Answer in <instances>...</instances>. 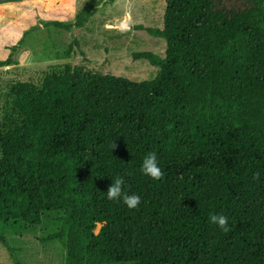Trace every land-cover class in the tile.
Here are the masks:
<instances>
[{
  "label": "trees",
  "instance_id": "16d2710c",
  "mask_svg": "<svg viewBox=\"0 0 264 264\" xmlns=\"http://www.w3.org/2000/svg\"><path fill=\"white\" fill-rule=\"evenodd\" d=\"M165 1L147 28L165 55L132 53L151 78L68 62L0 93V242L15 264L11 237L59 241L65 264H264V0ZM100 3L46 25L87 28ZM149 152L159 180L141 172ZM120 178L137 208L107 198Z\"/></svg>",
  "mask_w": 264,
  "mask_h": 264
},
{
  "label": "rangeland",
  "instance_id": "374dc122",
  "mask_svg": "<svg viewBox=\"0 0 264 264\" xmlns=\"http://www.w3.org/2000/svg\"><path fill=\"white\" fill-rule=\"evenodd\" d=\"M86 1L10 0L0 5V26L7 25L0 33V61H12L10 65H0V93L17 80L40 82L52 66L68 62L86 63L104 73L136 80L156 74L155 67L145 60H134L132 53L152 51L165 55V41L150 35L147 28L162 27L166 1L99 0L87 28L67 31L46 25L73 21ZM69 47L71 55L66 57ZM95 224L97 234L103 224ZM9 242L21 264H65L66 252L59 241L11 237ZM0 264H15L1 242Z\"/></svg>",
  "mask_w": 264,
  "mask_h": 264
},
{
  "label": "clouds",
  "instance_id": "9594fccd",
  "mask_svg": "<svg viewBox=\"0 0 264 264\" xmlns=\"http://www.w3.org/2000/svg\"><path fill=\"white\" fill-rule=\"evenodd\" d=\"M141 172L150 177L152 180H159L162 177V171L160 166L158 165L157 155L155 152L147 153L141 163ZM123 180L115 179L112 181L111 185L108 187L106 191V196L109 200L113 201H121L124 205H126L129 209H135L140 204V197L136 194H128L122 189ZM211 223L217 225L224 231H227V217L223 215H211L209 217Z\"/></svg>",
  "mask_w": 264,
  "mask_h": 264
},
{
  "label": "crops",
  "instance_id": "0c3cea01",
  "mask_svg": "<svg viewBox=\"0 0 264 264\" xmlns=\"http://www.w3.org/2000/svg\"><path fill=\"white\" fill-rule=\"evenodd\" d=\"M19 1H20V0H13V3H16V2H19ZM8 2H10V0H8V1L0 0V5H1V4H6V3H8ZM6 26H7V25H5L4 27H3V25L0 26V33H1V30H3Z\"/></svg>",
  "mask_w": 264,
  "mask_h": 264
},
{
  "label": "water",
  "instance_id": "95a60500",
  "mask_svg": "<svg viewBox=\"0 0 264 264\" xmlns=\"http://www.w3.org/2000/svg\"><path fill=\"white\" fill-rule=\"evenodd\" d=\"M106 1V0H105Z\"/></svg>",
  "mask_w": 264,
  "mask_h": 264
}]
</instances>
